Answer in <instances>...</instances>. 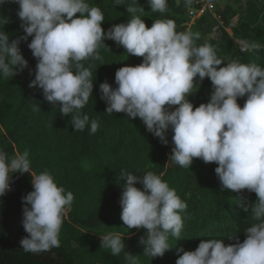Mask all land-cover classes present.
<instances>
[{"label": "clouds", "instance_id": "1", "mask_svg": "<svg viewBox=\"0 0 264 264\" xmlns=\"http://www.w3.org/2000/svg\"><path fill=\"white\" fill-rule=\"evenodd\" d=\"M124 0H115L121 5ZM19 5L17 15L26 35L28 48L37 60L35 78L29 87L42 90L44 99L70 116L75 132L90 126L99 128L81 112L93 98L94 82L83 61L101 60L98 48L114 41L126 56L142 57L136 66H124L115 73L113 87L99 85L107 114L125 113L139 118L148 133L164 145H173L169 163L191 168L194 158L215 163V173L223 191L257 196L244 207L254 223L226 244L224 239H201L194 251L172 248L169 238L179 239L184 224L181 213L187 204L162 177L164 173L133 175L127 170L118 175L122 185L121 220L126 228L143 229L144 255L163 257L175 249L176 264H264V68L255 62L225 63L208 43H195L191 32H177L172 19H156L149 28L138 13L145 11L139 0H131L127 23L114 24L105 32L104 14L88 0H0ZM152 12L164 13L168 0H147ZM191 10L194 0H184ZM79 14V16H77ZM10 23L0 16V77H15L28 68L18 47L4 31ZM242 52L259 50L262 45L238 41ZM110 50V49H109ZM223 65V66H222ZM208 78L212 91L207 103L198 107L189 96ZM246 97L243 107L238 103ZM30 153L25 149L9 156L0 150V198L11 191L13 176L30 174L32 191L22 198V226L28 234L20 240L25 253L39 254L61 247L60 234L74 195L58 186L48 172L32 170ZM140 184L142 188L135 185ZM102 249L118 257L122 252L128 264H139L138 255L126 251L125 237L118 232L100 235Z\"/></svg>", "mask_w": 264, "mask_h": 264}, {"label": "trees", "instance_id": "2", "mask_svg": "<svg viewBox=\"0 0 264 264\" xmlns=\"http://www.w3.org/2000/svg\"><path fill=\"white\" fill-rule=\"evenodd\" d=\"M88 3L101 8L105 32L131 18L126 8L131 0H124L121 5H116L115 0H88ZM139 4L145 11L138 14L149 28L156 19H172L177 32H191L186 27L188 8L184 0H168L164 13L152 12L147 0H139ZM18 9L15 3H6L0 8V16L10 19L4 31L11 41H19L20 52L28 62V68L15 77H0V150L4 142L10 144L7 151L12 154L27 149L32 170L37 174L48 171L58 186L73 193L74 200L61 229V247L39 254L25 253L20 245V240L28 235L22 226V198L33 190L32 176L19 179L14 175L11 191L0 198V264H128L123 252L114 257L109 250L102 249L100 235L110 231L125 237L126 251L140 256L139 264H176L175 249L163 257L145 256L144 246L140 244L145 230H130L123 224L120 200L126 180L117 181L124 170L137 176L149 171L163 172L162 179L187 204L181 213L184 227L180 238H169L172 248L194 251L201 239L211 238L224 239L229 244L238 237L243 242L245 230L254 223L244 207L256 202L255 193L223 191L215 173L218 165L206 164L199 158H194L191 168L169 163L165 169L173 147L171 132L166 146L147 132L139 118L132 120L125 113H106L107 105L101 99L99 85L107 81L116 87V71L124 66H136L143 58L127 57L123 47L105 40L106 46L98 48L101 60L82 62L85 67L91 66L94 89L93 98L81 112L90 120L98 121L99 128L95 134H90V126L75 132L70 116L61 115L59 108L47 102L41 89L29 87L35 78L37 60L28 48L31 37L27 41L22 39L26 33L21 27ZM240 40L262 47L242 52L236 43ZM208 44L225 63L255 62L264 68V0H246L245 15L233 31V37L223 30L220 41ZM115 47L123 53L114 51ZM211 91V81L205 78L189 100L198 107L209 101ZM245 100L246 97L238 100L241 107ZM135 186L142 188L140 184Z\"/></svg>", "mask_w": 264, "mask_h": 264}, {"label": "crops", "instance_id": "3", "mask_svg": "<svg viewBox=\"0 0 264 264\" xmlns=\"http://www.w3.org/2000/svg\"><path fill=\"white\" fill-rule=\"evenodd\" d=\"M218 7L216 18L203 15L194 21L189 29L197 37V46L201 43L220 41L222 31L233 36V31L238 27L240 19L245 15L246 0H217Z\"/></svg>", "mask_w": 264, "mask_h": 264}, {"label": "built area", "instance_id": "4", "mask_svg": "<svg viewBox=\"0 0 264 264\" xmlns=\"http://www.w3.org/2000/svg\"><path fill=\"white\" fill-rule=\"evenodd\" d=\"M217 7V0H194L191 10L188 9V13L186 15L187 29L189 30L192 23L203 15H210L216 18ZM236 43L240 48L238 41H236Z\"/></svg>", "mask_w": 264, "mask_h": 264}, {"label": "rangeland", "instance_id": "5", "mask_svg": "<svg viewBox=\"0 0 264 264\" xmlns=\"http://www.w3.org/2000/svg\"><path fill=\"white\" fill-rule=\"evenodd\" d=\"M114 51H116L117 53H123V50L121 48H118V47H115L114 48ZM194 96V94H192L191 96H189V99L192 98ZM8 147H10V144L9 143H2L1 144V148L11 157L13 156L14 154L10 153L7 151ZM19 179H23L25 177H28V176H31L30 174H15Z\"/></svg>", "mask_w": 264, "mask_h": 264}, {"label": "water", "instance_id": "6", "mask_svg": "<svg viewBox=\"0 0 264 264\" xmlns=\"http://www.w3.org/2000/svg\"><path fill=\"white\" fill-rule=\"evenodd\" d=\"M8 220H12V219H8Z\"/></svg>", "mask_w": 264, "mask_h": 264}]
</instances>
